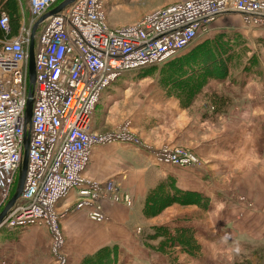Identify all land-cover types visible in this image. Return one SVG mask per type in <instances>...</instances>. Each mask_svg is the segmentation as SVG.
Here are the masks:
<instances>
[{
  "label": "built area",
  "instance_id": "1",
  "mask_svg": "<svg viewBox=\"0 0 264 264\" xmlns=\"http://www.w3.org/2000/svg\"><path fill=\"white\" fill-rule=\"evenodd\" d=\"M60 3L18 0L22 20L16 36L10 17L0 16V214L15 194L22 163L33 29ZM232 13L243 15L250 27H264V0H187L115 30L107 24L106 0H76L49 17L35 38L36 86L26 182L0 229L48 228L56 240L58 264H65L59 232L63 218L85 213L90 221L102 224L111 220L110 206L132 207L133 195L118 179L85 176L95 147H144L126 125L107 133L93 130L103 94L124 74L174 58L209 33L219 17ZM154 155L165 165L201 166L196 155L183 149L165 147ZM73 193L75 204L59 213V204Z\"/></svg>",
  "mask_w": 264,
  "mask_h": 264
},
{
  "label": "crops",
  "instance_id": "2",
  "mask_svg": "<svg viewBox=\"0 0 264 264\" xmlns=\"http://www.w3.org/2000/svg\"><path fill=\"white\" fill-rule=\"evenodd\" d=\"M185 53L179 54L178 56H182ZM129 73H133V75L130 74L128 76L132 79L139 71ZM117 82L118 80L115 83ZM117 84L118 87L111 89L110 86L105 91L97 106L93 119V130L95 131L97 129L95 128V121H98V123L102 124L101 128L96 130L98 133L115 130L118 126L117 121L121 123L124 118L134 120L135 125L140 122L146 125L142 129L143 131H159L165 128L171 129L177 127V124L182 128L184 126L185 116H187L189 109L195 104H191L188 107L183 106V104L181 105L182 102L174 91L163 87L162 84L157 85L152 81L150 85L141 83L136 86V90L141 89L142 92L136 93L139 94L135 96V100H137L136 108H130L131 110L128 111L124 104L133 98L131 97L133 95L131 92L132 88L123 89L125 85ZM120 89L124 93L128 91L123 96V99H121L122 102L117 103L113 93ZM252 95L250 88L249 90L245 89L243 96H246V99L248 98V106L252 108V111L254 107L257 109L264 108V98L261 99L262 96L257 98L256 95H253L254 97ZM138 100H145V113L142 110V103ZM102 106L106 107L102 108ZM253 112L258 113L259 111L254 110ZM262 112L264 111L262 110ZM141 115H144L145 118L142 121L139 120ZM231 118L234 119L236 116H232ZM262 118L263 121L261 117L248 116L246 119L249 121L245 124H249V128L252 127L251 130L256 132L257 128H264V117ZM115 120L117 121L115 122ZM204 132H206L205 124L200 125L199 130L196 125L195 130L194 127H185L180 131L177 138H175V140H178V144L183 145V143H187V147L194 149L199 156L205 159L206 167L203 170L148 165L149 168L147 170L152 173V177L150 175L146 177L145 174L147 172H145L144 178L141 181L135 182L133 172L130 171V161L135 158L134 156L137 157L138 152L134 151L131 147L112 144L107 147H95L93 149L85 176L86 178H92L97 181H106L112 178L118 179L121 181L123 189L128 191L135 190L136 206L140 203L143 204L149 187L154 184L156 185L163 179H173L179 189L198 192L208 197L210 199V206L207 210L198 206L172 208L169 211L170 213L178 211L176 216L173 217L175 219L170 221L176 222L172 226V231L175 233L176 228L188 226L195 229L197 240L202 246V252L196 258H199L202 254L203 257L193 259L194 257H188L185 254L188 259L193 261V264H208L206 258H209L208 253L213 251H216L218 255L210 264H225L224 255L229 253V251H226L227 244L224 243L226 240L232 241L233 245H235L234 243L244 245L251 240H257L256 242L258 243L264 241V181L260 180L259 177H255L251 181V184L236 185L238 181H242L238 180L235 174H230L235 170L236 166H240L249 160L259 165L261 167L260 171L264 174V154L261 148H257L259 153L256 154L255 149L254 153L251 154L247 148H244L246 147L244 143L237 142L238 139L235 135L240 133L244 134V129H240L239 131L235 130L228 136H223L224 133L214 134L210 138H207L208 135H205L207 132ZM251 138H255V142L259 141V138L255 135ZM218 174L226 175V187L218 184ZM241 179H243V176H241ZM241 194L246 195L249 200L256 204L253 210L245 209L236 202L231 204L227 201V199H235L237 195ZM76 199V193H73L66 201L61 202L58 206L59 213L72 207ZM142 210V205L141 208L136 207L132 211L123 206H110L108 212L111 220L103 225L90 221L85 213L72 212L67 215V217L61 220V226L64 230L74 224L76 226L81 224V227L87 226L81 232L82 235L86 236L84 242L79 246L76 245V252L79 254L75 257V264H81L85 256L92 255L101 247L113 245L119 247L118 264H191L185 258L183 260L180 259L179 262L171 261L168 255L161 252V254L153 255L152 258H149L143 241H140V237L138 238L139 235H136L138 238L136 239L134 235L135 228L132 227V222L130 223L132 215L133 217H138L140 221H143ZM180 211L182 212L180 213ZM146 224L144 225L141 222L139 225L143 228L154 225L153 222L148 221H146ZM9 234L14 235V238L19 235L15 231ZM47 234L48 230L46 228L42 229L38 227L30 234L31 242L19 244L15 241L14 244H8L6 250L4 247L2 249L3 253L0 255V262L3 261L1 259L6 257L4 260L5 264H32V262L24 260L25 255L22 254L21 249L25 251V245H28L27 248L31 250L36 242H41V238L46 237ZM224 239L226 240L224 241ZM230 251H235V248H231Z\"/></svg>",
  "mask_w": 264,
  "mask_h": 264
},
{
  "label": "rangeland",
  "instance_id": "3",
  "mask_svg": "<svg viewBox=\"0 0 264 264\" xmlns=\"http://www.w3.org/2000/svg\"><path fill=\"white\" fill-rule=\"evenodd\" d=\"M1 3L11 2L12 0H0ZM16 2V5H18V0H13ZM187 0H106V20L108 26L115 30L119 29L121 27H125L128 25L135 24L138 22L141 18L145 17L146 15L166 7H169L171 5H175L177 3H182ZM26 19L28 21L29 19V13L26 11L25 13ZM249 24L245 21L243 15L239 14H229L219 17L212 25V29L209 33L203 34L199 36L197 41L188 49L182 51L180 54L189 52L191 48L194 47V45H197L199 42L203 41L209 35H211V38L223 35L225 36L224 42L227 44V47L224 48L221 46V52H226V54H230L229 56H225L226 60L225 62L228 63L229 69L232 70L233 75L236 77V85L231 86V84L228 82L227 86L228 88H225L224 86L216 85L214 84L218 81H214L212 86L209 88L211 90L209 94H204L201 100H198L195 102V104L192 106V108L189 109V113L187 116H185V122L184 126L181 128L178 126L173 127L171 129L165 128L160 129L159 131H143L142 129L146 127L143 123H138L135 125V121L131 119H125L119 123L117 121V130L120 126L126 125V128L129 129V132L134 135V137L138 140H140L144 147H137L130 144H116V145H124L125 147H131L134 149V151H137V157L130 161L131 167L130 171L133 172V176L135 178V182L141 181V179L144 178L145 174L146 177L149 175L152 177V173L149 172L147 169L151 165H155L158 167L163 166H171L174 168L182 169L181 167L173 166V165H165L163 163H160L156 160V156L154 155V152H158L162 148H176V149H183L187 150L194 155H196L201 163L200 167H187L191 169H197V170H203L205 169V159H203L201 156H199L198 153L195 152L194 149H191L188 146L187 143H183V145L178 144V140H175L177 136L179 135L180 131L184 129L185 127H190L195 130V125L197 126L198 130L200 129V125L205 124L206 133L205 135H208L207 138L213 137L214 134H223V136H228L231 132L235 130L244 129V134L240 133L238 135H235V137L238 139L237 142L244 143L249 152L254 153L256 149V154L259 153L257 148H261L263 154H264V128H257V131L251 130L252 127L249 128V124L247 123L249 120L246 119L248 116H255V117H261V120L263 121L264 117V108H255L254 110H258V113H255L252 111V108H250L248 105V98L246 99V96H243L245 94V89L250 88L251 93L253 95H256L257 98L262 96L261 99L264 98V28L258 29L255 26H248ZM237 39L236 42H233V40ZM241 53L240 56H236V53ZM217 61V60H216ZM223 62V61H222ZM221 62V63H222ZM162 66V65H158ZM150 68V67H149ZM256 70L257 72H247V75H244L246 72L245 70ZM151 71L146 70L145 72H139L136 74L135 77L130 79L131 77H128L130 74L133 75V73L124 74L122 77L118 79L119 84L125 85L123 89L126 88H132V96L131 100L128 103H125L126 109L130 111V108H136L137 106V100H135V96L139 95L136 94L137 92L141 93V89H137V85H140L141 83H146L150 85L152 81H154L157 85H161L157 79H159L160 76H157L158 74H150ZM243 76V77H242ZM168 83L169 81L166 80ZM256 82V84H254ZM117 83H113L111 85V89L118 87ZM230 84V85H229ZM165 86V85H164ZM166 87V86H165ZM173 90V89H172ZM128 91V90H127ZM127 91L125 93H127ZM122 89L118 90L117 92L113 93V96L115 97V100H117V103H121V99H123V96L126 95ZM130 93V92H129ZM227 93H230V97ZM252 95V96H253ZM254 97V96H253ZM234 98V101L232 100ZM114 100V101H115ZM140 103H142V110L144 111L145 106V100H138ZM183 103H181L182 105ZM106 106H102L104 108ZM218 110V111H217ZM232 116H236V118L232 119ZM98 118V117H97ZM228 118V119H227ZM144 118V115H141L139 117V120L142 121ZM101 123H98V121H95V128L99 129L101 128ZM230 128V129H229ZM96 129V130H97ZM134 129V130H133ZM229 129V130H228ZM95 130V132H97ZM113 130V131H115ZM228 130V131H227ZM107 133V132H106ZM253 135L259 138L258 142H255V138H251ZM175 140V141H174ZM242 145V144H241ZM110 146V145H108ZM101 147H107V146H101ZM195 152V153H194ZM253 157V156H252ZM143 160V161H142ZM205 161V162H204ZM184 169V168H183ZM261 167L257 164L252 163L250 160L245 161L240 166H236L235 170L231 172L230 174H235V177L238 180H241L242 182H237L236 185H246L251 184V181L255 177H259L260 180L264 181V174L260 171ZM229 174V175H230ZM241 176H243V179H241ZM218 184L223 185L226 187V175L218 174ZM91 180H94L90 178ZM166 179H163L159 181L156 185H152L149 187L145 199L143 201V204H138L136 206L135 203V190H126L130 192L133 195V206L132 207H126L130 211L133 210V208H141L142 205V217L144 218L143 221H140L138 217L131 216V221L133 224V228H135V237L138 239L140 237V241H143V244L145 246V249L147 250L149 254V258H152L153 255H159L161 253H164L170 257L169 259L171 261H178L180 259L183 260V258L188 259L186 256L188 255L191 257H194L193 259H200L203 257V254L199 257V254L202 252V246L200 245L201 249L198 252L196 256H192L190 254L185 253L183 249L180 247H170L168 245V241L166 238L158 237V238H152L150 237L152 234H154L158 228L161 227H169L172 231L173 227L176 222H170L172 221L174 216H176L178 211L169 212L174 207H182V208H188L191 206H180L175 205L173 207L167 208L163 212L157 215L149 216L147 213H145V210L147 208V200L151 193V191L155 190L160 184L164 183ZM150 183V182H147ZM257 190V188H256ZM229 203L234 204L235 202L239 204L241 207L249 210H253L256 206V204L249 200L246 195L241 194L237 195L235 199L229 198L227 199ZM136 206V207H135ZM124 207V206H123ZM182 211H180L181 213ZM64 219V218H63ZM62 219V220H63ZM146 221L153 222L154 225L143 228L139 224L144 223L146 224ZM157 221V222H156ZM105 224L102 223V225ZM81 224H78L77 226L74 224L69 228H64L61 226L60 222V236L62 237V249H61V255L66 259L65 264H75V257L79 254L76 252V245L79 246L84 242V239L86 238L85 235H82L81 232L87 228V226H80ZM100 226V225H98ZM179 226V225H178ZM46 228L44 226H34V227H27L23 229H8L3 228L2 230L4 233H1L0 235V255L3 253L2 249L3 247L5 250L7 249L8 244H14L15 241H17L19 244L28 243L31 242V233L36 230V228ZM48 230V228H46ZM17 232L19 234L14 238V235H10V232ZM173 232V231H172ZM138 238H137V236ZM14 238V239H13ZM11 240V241H9ZM41 242H36L35 246L29 250L27 247L28 245H25V251H22V254L25 255L24 260L28 262H32V264H58V258L56 253L54 252V244L56 240L54 239L53 234L48 230V234L46 237L41 238ZM226 239H224L225 241ZM139 241V242H140ZM257 241V240H256ZM254 240H251L247 244H236L233 245L232 241L226 240L224 243L227 244L226 251H229V253L225 256V264H264V241H260L259 243ZM141 243V242H140ZM114 246V245H113ZM240 246L239 248H237ZM107 246H103L100 249H98L95 253H97L99 250L105 248ZM231 248H235V251H230ZM161 252V253H160ZM93 253L92 255H94ZM185 254H187L185 256ZM218 253L216 251L209 252L208 256L209 258H206L208 261L207 263H212L214 259L217 258ZM91 256V255H87ZM85 256V257H87ZM84 257V258H85ZM190 257V258H191ZM211 257V258H210ZM84 258L81 261V264L84 260ZM125 259V257L123 256ZM4 259H1L2 262L0 264H5ZM191 264H193L190 259H188ZM123 261V259H122ZM4 262V263H3ZM147 262V261H145ZM77 264V263H76Z\"/></svg>",
  "mask_w": 264,
  "mask_h": 264
},
{
  "label": "trees",
  "instance_id": "4",
  "mask_svg": "<svg viewBox=\"0 0 264 264\" xmlns=\"http://www.w3.org/2000/svg\"><path fill=\"white\" fill-rule=\"evenodd\" d=\"M2 13H6L10 17L13 36H16L22 20L19 5H16V2L13 0L9 3H1L0 16ZM0 37H2L1 30ZM223 38H225L223 35L218 38H211V35H209V37L194 45L184 55L176 56L161 64L162 66H153L139 72L142 73L148 70L151 71L150 74H158L157 76H160L158 82L163 87L166 86L165 88L173 89L172 91L178 95L183 106L188 107L196 101L201 100L205 93L209 94L211 91L209 88L213 85L214 81H218L214 86L220 85L228 88L227 83L229 81L230 87L236 85V77L233 75L232 70L229 69L228 63L225 62V56H229L230 54L221 52V46L227 47ZM236 41L237 39L233 40V42ZM240 55L241 53H236V56ZM245 72L244 75H247V72L257 71L246 69ZM166 80L169 82L166 83ZM227 94L230 97V93ZM175 205L198 206L207 210L210 206V199L198 192L183 191L175 185L173 179H168L155 190L151 191L147 200L145 213L149 216L157 215ZM3 231L7 232V230H1L0 235L4 233ZM162 236L167 239L170 247H180L185 253L192 256H196L201 249L193 227L176 228L175 233L169 227H161L150 237L158 238ZM118 261L119 247L114 245L107 246L94 255L85 257L82 264H118Z\"/></svg>",
  "mask_w": 264,
  "mask_h": 264
},
{
  "label": "water",
  "instance_id": "5",
  "mask_svg": "<svg viewBox=\"0 0 264 264\" xmlns=\"http://www.w3.org/2000/svg\"><path fill=\"white\" fill-rule=\"evenodd\" d=\"M76 0H64L57 7L52 9L46 15H44L35 25L31 37V47L29 54V93L28 101L25 113V139L23 145V156L22 163L19 169L18 182L15 190V194L8 205L0 214V227L3 222L7 219L8 215L13 212L16 208L18 201L23 193L27 171L29 163V150L31 144V134H32V114H33V105L35 98V86H36V53H35V38L38 28L51 16L58 15L70 7ZM234 14V13H232Z\"/></svg>",
  "mask_w": 264,
  "mask_h": 264
}]
</instances>
